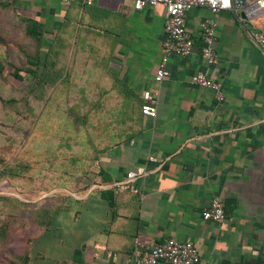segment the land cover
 <instances>
[{"label":"crops","instance_id":"1","mask_svg":"<svg viewBox=\"0 0 264 264\" xmlns=\"http://www.w3.org/2000/svg\"><path fill=\"white\" fill-rule=\"evenodd\" d=\"M14 5L45 24L48 40L60 27L67 29L64 39L76 36V54L67 58L75 60L73 74L94 91H108L111 107L134 105L140 112L150 92L157 108L156 117L116 116L135 123L136 132L128 138L127 128L124 143L99 155L98 184L78 197L86 206L77 224L85 264H128L137 240L155 246L167 239L192 241L200 264H264V51L251 38L252 31L264 33V14L242 19L236 8L218 15L188 11L193 52L171 55L169 76L158 82L167 38L163 4L142 10L135 0ZM211 17L217 21L213 66L202 57L201 23ZM198 73L220 81L225 99L193 85ZM102 169L109 183L98 176ZM129 173H142L131 184L137 193L120 186ZM94 189L112 191L115 207L101 192L89 197ZM214 199L226 211L222 223L203 219Z\"/></svg>","mask_w":264,"mask_h":264},{"label":"rangeland","instance_id":"2","mask_svg":"<svg viewBox=\"0 0 264 264\" xmlns=\"http://www.w3.org/2000/svg\"><path fill=\"white\" fill-rule=\"evenodd\" d=\"M0 37L5 41L0 47L5 66L7 58L23 64L22 49L36 53L35 41L26 35L25 26L2 7ZM42 47L45 54L46 40ZM51 59L56 65L51 70L61 74L69 61L73 63L61 55ZM86 88L94 86L65 85L62 77L56 84L0 77V195L28 203L22 207L14 201H0V223L33 217L50 195L65 191L62 188L73 191L86 168L92 166L94 151L103 146V139L118 140L111 139L121 133L116 116L122 111L126 114V109L111 107L108 92ZM38 232L31 227L15 232L2 250L0 264H16V255L29 248L26 240Z\"/></svg>","mask_w":264,"mask_h":264},{"label":"trees","instance_id":"3","mask_svg":"<svg viewBox=\"0 0 264 264\" xmlns=\"http://www.w3.org/2000/svg\"><path fill=\"white\" fill-rule=\"evenodd\" d=\"M0 7L10 10L17 17L18 21L25 26L26 35L34 39L36 45L35 54L30 50L28 51V49L21 50L26 60L21 65H17L11 59L7 58V64L5 66L0 56L1 78L5 80L12 78L20 83L37 81L38 84H45L47 81H53L56 84L62 77L65 85L82 86L77 76L73 74L75 72V60H71L73 61L72 65L64 67L62 74L56 70H51L56 67L55 62L51 59L52 56L61 55V57L68 58L72 53L73 55L76 54L77 43L75 39H73L74 41L72 40V38L76 37L75 35L73 37L70 35V38L64 39L62 32L65 28L60 27L52 39L48 40L46 38L45 24L39 18L31 16L30 13L16 7L14 0H0ZM44 40L48 42V48L45 54L42 53ZM4 42V39L0 37V47L4 46ZM79 89L82 90L81 88ZM86 91H94V89L86 88ZM97 92L106 93L108 91ZM101 105L104 104L101 103ZM125 109L126 116L134 117L138 113L143 115L141 108L139 112V108L134 105ZM121 124L123 129L121 128L119 138L116 137L118 139L116 145L126 141V137L121 134L126 133L127 128L130 133L128 138H132L136 132L135 123L128 125L126 123ZM113 143H110L107 138L103 139V146L101 145V147L94 151L92 166L86 168L73 191L62 188L65 191L50 195L45 199L47 204L40 205L34 212L33 217H26L22 220L10 218L0 223V258L3 248L10 242L12 235L15 232H19V229L24 232L31 227L37 228L39 232L26 240L29 248L21 254L16 255V264H85L83 255L84 245L82 237L77 235V224L80 222L79 219H82L86 206L84 200L78 199V197H82L95 184H98L93 171L94 164L99 160V155L105 153ZM103 170L98 173V176H101L106 183H109L111 177ZM48 191H44V193ZM97 191L102 193L109 207H115V195L112 191L94 189L90 192L89 197H92ZM73 193H76L77 198ZM5 200L10 202L14 201V203L22 207L28 206V203L18 198L0 195V201Z\"/></svg>","mask_w":264,"mask_h":264},{"label":"built area","instance_id":"4","mask_svg":"<svg viewBox=\"0 0 264 264\" xmlns=\"http://www.w3.org/2000/svg\"><path fill=\"white\" fill-rule=\"evenodd\" d=\"M70 2L72 0H64ZM85 5L91 6L94 0H82ZM259 5V9L264 10V0H253ZM163 4L166 8L167 16L165 29L167 38L164 42V55L157 70L155 79L162 82L169 76L167 64L171 55L187 57L192 54L194 42L187 29V13L195 8H209L213 15H218L223 11H231L235 8L234 0H135V7L142 10L147 6ZM258 10V9H257ZM256 10V11H257ZM217 21L214 17L206 18L201 23L202 30V57L209 66L216 63V55L213 48L216 39ZM253 42L264 51V33L262 31H252ZM193 85L211 89L215 92L219 101L225 99L222 90V83L208 75L198 73L191 77ZM145 103L142 105V114L148 117L157 116V108L153 104V96L150 92L144 94ZM142 173H129L128 181L121 184L125 188L137 193L138 190L131 186L132 182ZM144 174V173H143ZM203 219L209 222L222 223L226 219V211L218 199L211 202L210 207L203 212ZM200 264L201 256L195 244L188 241H178L167 239L155 246H149L135 242L133 259L128 264Z\"/></svg>","mask_w":264,"mask_h":264},{"label":"water","instance_id":"5","mask_svg":"<svg viewBox=\"0 0 264 264\" xmlns=\"http://www.w3.org/2000/svg\"><path fill=\"white\" fill-rule=\"evenodd\" d=\"M234 5L236 9L240 10L242 19H252L260 14H264V10L259 9V5L254 3L253 0H234Z\"/></svg>","mask_w":264,"mask_h":264}]
</instances>
